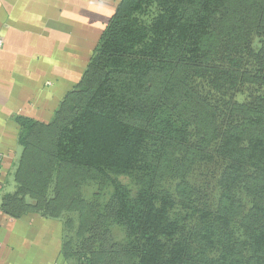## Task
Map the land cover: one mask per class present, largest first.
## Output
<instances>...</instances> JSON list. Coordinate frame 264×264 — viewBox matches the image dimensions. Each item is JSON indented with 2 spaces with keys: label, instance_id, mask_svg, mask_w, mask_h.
I'll return each instance as SVG.
<instances>
[{
  "label": "trees",
  "instance_id": "1",
  "mask_svg": "<svg viewBox=\"0 0 264 264\" xmlns=\"http://www.w3.org/2000/svg\"><path fill=\"white\" fill-rule=\"evenodd\" d=\"M16 121L1 208L61 218L70 264H264V0H119L52 119Z\"/></svg>",
  "mask_w": 264,
  "mask_h": 264
},
{
  "label": "crops",
  "instance_id": "2",
  "mask_svg": "<svg viewBox=\"0 0 264 264\" xmlns=\"http://www.w3.org/2000/svg\"><path fill=\"white\" fill-rule=\"evenodd\" d=\"M119 0H0V264H70L63 220L2 208L16 189L17 116L49 122L81 79Z\"/></svg>",
  "mask_w": 264,
  "mask_h": 264
},
{
  "label": "rangeland",
  "instance_id": "3",
  "mask_svg": "<svg viewBox=\"0 0 264 264\" xmlns=\"http://www.w3.org/2000/svg\"><path fill=\"white\" fill-rule=\"evenodd\" d=\"M240 99L242 97H239ZM118 180L122 182V184H125L134 194L136 191V185L130 180V178L126 175H120L118 176ZM81 194L84 199L90 200L94 199L96 200L97 203L101 204L104 203L108 200V198L111 195V186L108 184H104L102 186L97 185L96 182L93 181H86L81 185L80 187ZM63 219H66L67 216L69 218L68 220V238L74 234V230L77 224V215L75 212H70V213H63L62 215ZM71 225V226H70ZM111 235L114 240L120 241L123 238V231L119 227L112 226L111 227Z\"/></svg>",
  "mask_w": 264,
  "mask_h": 264
},
{
  "label": "built area",
  "instance_id": "4",
  "mask_svg": "<svg viewBox=\"0 0 264 264\" xmlns=\"http://www.w3.org/2000/svg\"><path fill=\"white\" fill-rule=\"evenodd\" d=\"M3 46V38L0 36V47Z\"/></svg>",
  "mask_w": 264,
  "mask_h": 264
}]
</instances>
